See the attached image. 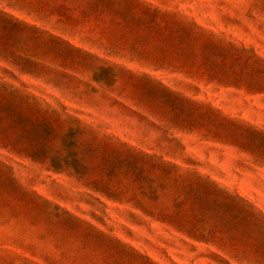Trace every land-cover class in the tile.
Here are the masks:
<instances>
[{
	"label": "rangeland",
	"instance_id": "obj_1",
	"mask_svg": "<svg viewBox=\"0 0 264 264\" xmlns=\"http://www.w3.org/2000/svg\"><path fill=\"white\" fill-rule=\"evenodd\" d=\"M0 264H264V0H0Z\"/></svg>",
	"mask_w": 264,
	"mask_h": 264
}]
</instances>
